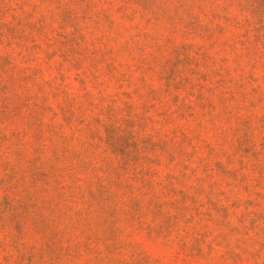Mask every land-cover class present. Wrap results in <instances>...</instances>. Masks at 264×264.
<instances>
[{
  "label": "rangeland",
  "instance_id": "rangeland-1",
  "mask_svg": "<svg viewBox=\"0 0 264 264\" xmlns=\"http://www.w3.org/2000/svg\"><path fill=\"white\" fill-rule=\"evenodd\" d=\"M0 264H264V0H0Z\"/></svg>",
  "mask_w": 264,
  "mask_h": 264
}]
</instances>
